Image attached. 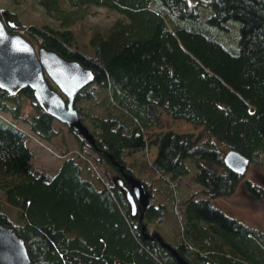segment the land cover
<instances>
[{"label": "trees", "instance_id": "1", "mask_svg": "<svg viewBox=\"0 0 264 264\" xmlns=\"http://www.w3.org/2000/svg\"><path fill=\"white\" fill-rule=\"evenodd\" d=\"M37 1L51 24L20 29L93 71L75 108L94 143L60 122L77 147L61 150L57 171L37 168L27 140L57 146L56 119L32 90L0 89V222L24 239L32 262L264 264V230L213 203L241 188L264 196L224 160L236 151L264 169V0ZM91 8L119 16L84 41L77 26ZM7 11L8 28L19 17ZM164 115L201 130H164ZM129 177L146 190L135 214ZM170 206L171 238L159 226Z\"/></svg>", "mask_w": 264, "mask_h": 264}, {"label": "water", "instance_id": "2", "mask_svg": "<svg viewBox=\"0 0 264 264\" xmlns=\"http://www.w3.org/2000/svg\"><path fill=\"white\" fill-rule=\"evenodd\" d=\"M10 26L14 27V24L10 23ZM94 78L93 71L78 61L67 60L45 47L37 50L22 34L10 32L0 19V89L11 96L25 89L32 90L44 112L81 134L91 144L94 143V135L75 108V99ZM224 160L227 167L239 175H244L250 166L249 159L236 151L228 152ZM129 182L132 189H127V196L135 214L138 204L147 205L146 190L133 177H129ZM158 239L171 248L160 236ZM0 264H34L24 239L14 228L1 222Z\"/></svg>", "mask_w": 264, "mask_h": 264}, {"label": "rangeland", "instance_id": "3", "mask_svg": "<svg viewBox=\"0 0 264 264\" xmlns=\"http://www.w3.org/2000/svg\"><path fill=\"white\" fill-rule=\"evenodd\" d=\"M16 3L15 5H13ZM15 12L18 14L19 22L14 25V27H8L9 31L12 33L22 34L27 40H29L35 48L38 50L40 46L34 41L25 31L20 29L22 26L30 25H50L51 18L45 15L44 10L40 7L37 0H24L23 4L17 2V0H0V17L4 11ZM119 15L115 12H109L105 8H91L89 15L85 17L84 23L77 26L78 36H81L84 41L87 40V35H89L90 30L98 28H107ZM54 88L56 86L51 84ZM58 90V89H57ZM25 114H31L33 112L32 107L29 103L26 104ZM3 117L8 118L10 121L11 116L7 113L2 114ZM25 131H28V126L22 122H15ZM56 129L59 130L60 136L57 138L56 142L59 143L57 146L48 145L45 146L44 143L33 138L28 139L27 144L34 154V165L44 171L54 172L60 166L61 162V150H75L77 143L73 138V135L69 133L65 125L60 124L56 120ZM5 119L0 117V126H5ZM164 130L175 129L178 132H193L198 134L200 128H193L190 125H183L182 123H175L171 119L164 115ZM188 126V127H187ZM187 128V129H186ZM157 131L159 129H156ZM161 130V129H160ZM156 131V132H157ZM61 142V144H60ZM66 144V146H63ZM58 153V154H57ZM60 153V156H59ZM153 151L149 153V158L151 159ZM246 178L257 184L262 191L264 190V169L255 165H250ZM132 189V188H131ZM130 189V190H131ZM264 192V191H263ZM216 206L221 207L225 212L239 218L240 220L248 223L249 225L260 228L264 230V196L261 201L255 200L251 197L244 189H239L238 192L230 198H223L213 202ZM218 203V204H216ZM169 216L160 222V228L162 231L171 238L177 228L178 219L175 209L169 207ZM179 227V225H178Z\"/></svg>", "mask_w": 264, "mask_h": 264}]
</instances>
